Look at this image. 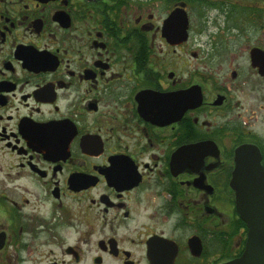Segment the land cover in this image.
I'll list each match as a JSON object with an SVG mask.
<instances>
[{
  "label": "flooded vegetation",
  "instance_id": "flooded-vegetation-1",
  "mask_svg": "<svg viewBox=\"0 0 264 264\" xmlns=\"http://www.w3.org/2000/svg\"><path fill=\"white\" fill-rule=\"evenodd\" d=\"M257 153L264 0H0V264H264Z\"/></svg>",
  "mask_w": 264,
  "mask_h": 264
},
{
  "label": "water",
  "instance_id": "water-1",
  "mask_svg": "<svg viewBox=\"0 0 264 264\" xmlns=\"http://www.w3.org/2000/svg\"><path fill=\"white\" fill-rule=\"evenodd\" d=\"M256 159H254L253 167H255V174L252 176L249 175L248 170L245 172V177L240 178V174L238 171L234 174V186L237 189L236 193V210H238L240 218H244L243 214V203L244 197H246L249 202L252 204L254 202V213L253 217L257 219L260 217L264 218V168L260 166L259 160L260 156L255 155ZM254 180V183H250ZM256 180V182H255ZM246 183V184H245ZM233 186V187H234ZM248 187L249 189H246ZM244 199V200H243ZM243 256L240 259L241 262L246 263L248 256L246 250L243 252Z\"/></svg>",
  "mask_w": 264,
  "mask_h": 264
}]
</instances>
